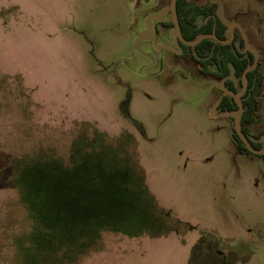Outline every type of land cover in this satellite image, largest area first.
Instances as JSON below:
<instances>
[{
    "label": "rangeland",
    "instance_id": "1",
    "mask_svg": "<svg viewBox=\"0 0 264 264\" xmlns=\"http://www.w3.org/2000/svg\"><path fill=\"white\" fill-rule=\"evenodd\" d=\"M189 1L217 3L258 53L263 83L249 134L263 143L264 0ZM168 7L0 0V264H24L35 221L18 182L36 168L43 183L51 178L42 264H264L263 162L239 150L233 116L216 113L223 82L199 71L191 51L166 48H175L173 28L160 23ZM74 172L110 216L62 235L61 215L79 206Z\"/></svg>",
    "mask_w": 264,
    "mask_h": 264
},
{
    "label": "trees",
    "instance_id": "2",
    "mask_svg": "<svg viewBox=\"0 0 264 264\" xmlns=\"http://www.w3.org/2000/svg\"><path fill=\"white\" fill-rule=\"evenodd\" d=\"M216 7L217 5L215 2L204 5H189L185 0H177L175 9L184 38L187 40H193L200 34L213 32L220 39H226L227 26L223 24L217 16H213L215 14ZM169 24L172 25L171 22ZM181 47L185 54L189 49H191V58L197 64L199 71L210 74L218 80H221L222 78L225 79L223 84L229 90V94L221 97L218 102L217 110L220 112L237 111L238 106L234 101L233 96L239 91L237 85L240 86V77L243 70L246 67H249L253 62V55L244 49V43L240 34L236 31L233 40L227 45L219 44L213 39L207 38L201 40L193 47L183 44H181ZM235 82H237V85ZM246 82L247 89L240 98V102L244 109L241 117V129L245 135L248 134L249 127L254 122V115L258 108L257 97L260 94L263 83V76L258 70V67L247 72ZM123 114L125 117L129 118L127 110H124ZM134 124L138 130L143 133L140 126L135 122ZM233 137L237 141L240 151H244L245 153L252 155V153L242 144V141L234 131ZM254 137L255 139H258L259 135L257 134ZM250 143L255 149H259L261 147V143H256L254 141H250ZM29 170L25 167L26 173ZM35 174H37L36 178H33L36 180L35 182H37V186L35 187L37 192L35 193L32 189L34 184L33 179L26 181L25 178L27 177H23L24 179H22V177L19 176L18 182L19 190L25 193L23 197H26L25 195L29 193L28 197L30 198L26 197L28 204L27 208L30 219L32 222L35 221L28 243L25 242V248L22 249V253H24V264H38L39 262L42 264L45 257L42 254L48 248L49 233L50 228L52 227L49 226V207L51 208V178L48 177V181L46 180L47 182L43 183L44 179L42 168H36ZM71 177H74L70 178V184L74 190L72 196L76 199V203H78L79 206L77 208L73 207L70 210H65V212L61 215L63 221H65L63 224L64 229L60 230L62 235L64 233L72 232L74 229L80 228L81 226H77L81 225L83 220L88 219V222H96L101 216L104 218L110 216L106 213L98 214V211H96V209H94L91 205H95V202L93 201L92 189L88 188V192L84 194L83 190H79V188L82 187L83 182L82 184H78V181L74 180L75 178L79 179L78 174L76 175L74 172ZM65 186L66 183L63 187ZM75 186L76 189L78 187L77 192L75 191ZM44 187L46 190L45 194L43 192ZM31 195L33 197H31ZM84 195L89 206L83 208ZM65 200L69 201V199L66 198V195H64V203H66ZM29 210L31 211V215ZM55 230L57 232L59 231L57 228ZM32 234L33 237L31 238ZM36 251H38V255Z\"/></svg>",
    "mask_w": 264,
    "mask_h": 264
},
{
    "label": "water",
    "instance_id": "3",
    "mask_svg": "<svg viewBox=\"0 0 264 264\" xmlns=\"http://www.w3.org/2000/svg\"><path fill=\"white\" fill-rule=\"evenodd\" d=\"M175 2H176V0H170L169 10L171 12V18H172V21L174 23L176 36L185 45H189V46L193 47V46H195L196 44H198L201 40H203L205 38H212V39H214L216 42H218L220 44H228V43H230V41H231V39L233 37V28L236 27L239 30V32H240V34L242 36V39L244 41L245 49L247 51H249L250 53H252V55H253V63H252L251 66L246 67L243 70L242 74H241V85H242V88H241V91L234 96V101L236 102V104L238 106V110L237 111H231V112H223V113L218 114V115H227V116L228 115H232L233 118H234V131L237 134V136L240 138V140L242 141L244 146L252 153L264 154V145H263V149H261V150L254 149L252 147L250 141H249V138L246 137L243 134L242 129H241V116H242V113H243V106H242V104L240 102V96L243 95V93L245 92L246 87H247V82H246V74H247V72H249L250 70L254 69L256 67V65H257V60H258L257 52L255 50H253V48L249 44L247 36H246L244 30L242 29V27L238 23H235V22H232V23L228 24V29L230 31V37L228 39H226V40L219 39L213 33L201 34V35L197 36L195 39H193L191 41H188V40L184 39V37L181 34L180 27H179V24H178V21H177V17H176V14H175ZM216 14L221 18L222 12H221V8L220 7H218V9L216 11ZM152 17H158V15L157 16H152ZM152 17H150L149 19H151ZM223 22L226 23L225 21H223ZM221 87H222V89L224 91V95L225 94H229V91L223 86V84H221Z\"/></svg>",
    "mask_w": 264,
    "mask_h": 264
},
{
    "label": "flooded vegetation",
    "instance_id": "4",
    "mask_svg": "<svg viewBox=\"0 0 264 264\" xmlns=\"http://www.w3.org/2000/svg\"><path fill=\"white\" fill-rule=\"evenodd\" d=\"M189 5H191L192 3H191V1H189V0H185ZM176 2H177V0H176ZM176 2H175V5H176ZM209 3H212V2H209ZM209 3H205V4H209ZM169 4H170V0H169ZM197 5V4H196ZM202 5H204V4H202ZM216 5H217V3H216ZM168 9H169V7H168ZM217 9H218V7H216V10H215V14L213 15V16H217L220 20H221V22L223 23V24H225L226 26H227V28H226V39H228L230 36V34H228V36H227V33H228V31H229V29H228V24H226V23H224L223 21H222V19L216 14V11H217ZM169 12H170V10H169ZM175 14H176V9H175ZM152 17V16H151ZM160 17V13L158 14V17H152L151 19H149L148 18V20L150 21V20H153V19H158ZM176 17H177V14H176ZM161 20H159V22H160ZM177 21H178V24H179V20H178V17H177ZM172 23V25H170L169 23ZM161 23V27H168L167 28V33H169V31L171 30L172 31V28H173V30H174V37L173 38H171V39H169L168 40V42H171L173 45H174V47L175 48H172L171 50L172 51H174V53H176V54H178V55H185V53L183 52V49H182V47H181V44H183V45H185L184 43H182L179 39H178V37L176 36V31H175V27H174V23H173V21H172V18H171V12H170V20L168 21V22H160ZM179 27H180V24H179ZM160 30H162V28H158V29H156V28H151V30H150V33H149V35L150 36H152V35H156L157 37H159V39L160 40H162L161 39V32H160ZM180 31H181V27H180ZM238 32L239 34H240V32H239V30L236 28V27H234L233 28V37H232V39H231V41L233 40V38H234V36H235V32ZM230 32V31H229ZM211 33H213V32H211ZM181 34H182V31H181ZM204 34V33H203ZM213 34H215V33H213ZM201 35V34H200ZM216 35V34H215ZM182 36H183V34H182ZM217 36V35H216ZM240 36H241V34H240ZM247 36V35H246ZM184 37V36H183ZM218 37V36H217ZM219 38V37H218ZM241 38H242V36H241ZM185 39V38H184ZM205 39H207V38H205ZM209 39H212V38H209ZM220 39V38H219ZM226 39H222V40H226ZM248 39V38H247ZM187 40V39H186ZM214 40V39H213ZM243 40V39H242ZM188 41H191V40H188ZM215 41V40H214ZM231 41H230V43H231ZM177 43V46L175 45L176 43ZM216 42V41H215ZM249 42V41H248ZM218 43V42H217ZM230 43H228V44H230ZM243 43H244V41H243ZM220 44V43H219ZM250 44V43H249ZM222 45H227V44H222ZM186 46H189V45H186ZM179 49H178V48ZM189 47H191V46H189ZM244 49H245V47H244ZM246 50V49H245ZM188 51H191V49H189ZM188 51H187V53H188ZM247 51V50H246ZM249 52V51H248ZM250 53V52H249ZM252 54V53H251ZM258 54V53H257ZM257 62H258V60H257ZM253 63V62H252ZM252 65V64H251ZM250 65V66H251ZM256 67H257V65H256ZM255 67V68H256ZM254 68V69H255ZM253 70V69H252ZM224 78H222L221 80H219V81H222V82H224ZM236 83V85H237V82H235ZM222 84V83H221ZM223 86H224V84H223ZM225 87V86H224ZM237 87H239L238 89H239V91H238V93L241 91V88H242V85H241V77H240V86H238L237 85ZM226 88V87H225ZM227 89V88H226ZM246 89H247V87H246ZM228 90V89H227ZM229 91V90H228ZM246 91V90H245ZM245 93V92H244ZM243 93V94H244ZM225 95H228V94H225ZM224 95V91H223V93H222V95L220 96V98L216 101V104H215V109H216V113L217 114H220V113H223V112H220V111H218L217 110V106H218V102H219V100L221 99V97L222 96H225ZM236 95V94H235ZM234 95V96H235ZM234 96H233V99H234ZM243 95H241L240 96V98L242 97ZM244 110V109H243ZM242 117V116H241ZM235 132V131H234ZM244 134V133H243ZM245 135V134H244ZM257 135V134H256ZM246 137H248L249 138V141H254V142H256V143H261L260 142V137H261V135H259V138L258 139H255V135L251 138L250 137V134H249V130H248V134L247 135H245ZM243 144V143H242ZM244 145V144H243ZM263 145H264V140H263V143H261V147L259 148V149H256V150H261V149H263ZM253 147V146H252ZM254 148V147H253ZM255 149V148H254ZM252 153V152H251ZM252 155L253 156H256V157H259L260 159H261V161L263 162V167H264V154H255V153H252ZM261 156H263V157H261Z\"/></svg>",
    "mask_w": 264,
    "mask_h": 264
},
{
    "label": "crops",
    "instance_id": "5",
    "mask_svg": "<svg viewBox=\"0 0 264 264\" xmlns=\"http://www.w3.org/2000/svg\"><path fill=\"white\" fill-rule=\"evenodd\" d=\"M156 47V46H155ZM157 49H159L158 47H156ZM166 48L172 49L173 47L170 46H166Z\"/></svg>",
    "mask_w": 264,
    "mask_h": 264
}]
</instances>
